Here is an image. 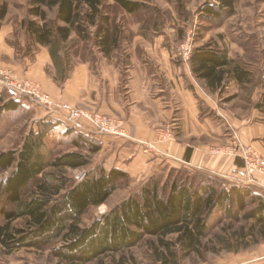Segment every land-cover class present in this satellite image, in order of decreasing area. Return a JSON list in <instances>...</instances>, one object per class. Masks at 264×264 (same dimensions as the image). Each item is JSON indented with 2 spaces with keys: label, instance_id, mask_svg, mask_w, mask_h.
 <instances>
[{
  "label": "rangeland",
  "instance_id": "1",
  "mask_svg": "<svg viewBox=\"0 0 264 264\" xmlns=\"http://www.w3.org/2000/svg\"><path fill=\"white\" fill-rule=\"evenodd\" d=\"M138 1L144 6L143 9L130 15L112 0H102V16H98L95 26H88L90 37L84 40L73 32L71 39L64 44L62 59L56 64L49 49L35 44L27 32L26 23L33 19L28 12L31 0H6L8 13L5 19H0V76L34 85L41 93L50 97V107L36 104L28 98V101L24 100L23 110L4 115L0 121V153L21 148L30 131L46 130L49 135L45 141L54 155L79 151L71 147L69 138L63 135L71 126L66 121L45 117V110L41 108L46 107L63 114L64 106L69 105L93 116H106L118 123L122 122L127 139H131L138 147L139 155L167 159L171 147H184L187 153L188 149L191 152L200 150L203 162H213L214 167L209 166L213 173L189 166L186 168L212 176L222 184H236L222 176L226 168L221 167L231 159L243 162L237 155L240 147L236 146H251L264 159V0H237L233 12L226 9L218 18L209 16L205 7L218 6L219 0ZM1 5L2 2L0 11ZM87 9L84 7V11ZM56 13V10L48 11L50 21H56ZM105 17L108 18L107 26L112 34L119 38L118 47L109 57H105L95 46L96 34L104 25ZM207 45L225 51L230 59L249 72V81L240 84L231 79L226 80L224 87L211 91L192 71V77H188L186 74L191 69L193 51ZM42 50L46 55L38 61L37 55ZM165 66H169L173 73L176 69L186 88L192 87L190 89L194 93L197 90L208 97L210 105L200 102L199 108L200 119H210L211 134L200 132V128L190 120L191 115L184 109L178 88L165 77ZM141 69L145 72L140 73ZM137 74L143 80L146 77L153 78L152 97L161 98V101L167 103L166 111L161 116L156 117L138 101L132 86ZM96 88H101L106 94L113 90L111 93L115 94V111L104 113L99 110L101 105L97 108L92 99ZM8 90L3 86L0 93L4 92L8 96L11 94ZM106 105L111 104L105 103V108ZM133 120L148 122L152 126L154 133L149 141L131 136L127 126L138 123ZM82 123L91 126L88 118L82 120ZM248 128H252L256 135L251 139L249 137L250 143H245L240 137V131H249ZM253 139H259L261 147L254 145ZM81 152L89 154L87 151ZM103 157L101 150L92 156L88 168L68 169L64 172L74 181L81 182L89 170L103 165ZM182 168L184 166L166 163L160 174L167 176L171 170ZM243 171L245 175L244 162ZM7 176L8 174L0 175V179ZM145 176L149 175H129V179L120 181L118 189L106 204L88 210L83 225L92 224L136 194L151 178L146 179ZM83 177L85 178L82 180ZM255 187L264 192V188ZM4 208L12 209L0 193V224L3 222L1 210ZM15 225L26 226L23 220L16 221ZM209 225L210 232L203 243L211 251L180 259L179 264H263L264 242L247 249L242 246L238 253L228 252L217 244L216 237L226 234L232 225L231 221L215 212L210 215ZM156 241V238L147 237L126 255L134 258L135 264H156L151 256V244ZM109 261L108 259L107 262ZM0 264L66 263L52 256L50 249L41 251L23 248L11 251L0 245Z\"/></svg>",
  "mask_w": 264,
  "mask_h": 264
},
{
  "label": "trees",
  "instance_id": "2",
  "mask_svg": "<svg viewBox=\"0 0 264 264\" xmlns=\"http://www.w3.org/2000/svg\"><path fill=\"white\" fill-rule=\"evenodd\" d=\"M112 1L130 15L144 7L138 0ZM236 1L219 0L218 6L208 5L205 11L218 18L226 9L233 12ZM0 2L3 20L8 6L6 0ZM84 7L88 9L84 11ZM101 7L102 0H31L28 12L33 19L26 23V29L35 44L49 49L57 64L73 32L84 40L90 37L88 26L96 25L103 14ZM49 10H56L55 22L49 20ZM104 21L95 46L109 57L118 47L119 38L107 26V17ZM190 65L196 78L211 91L224 87L226 80L240 84L249 81V72L217 47L195 49ZM10 93H0V121L6 114L23 110L24 100L28 101ZM48 135V130L30 131L21 148L0 153V175L8 174L0 179V193L12 207L1 210L0 245L8 250L50 249L52 256L66 264H135L136 260L126 253L149 237L157 240L151 244L156 264H179L180 259L211 251L203 241L210 232V215L215 212L232 223L226 234L216 237L224 250L238 253L242 246L247 249L264 242L261 189L222 184L186 167L173 169L167 176L153 175L136 194L92 224L83 225L88 210L106 204L129 174L97 165L83 181L76 182L64 170L88 168L92 156L102 150L101 140L71 126L63 135L79 151L54 155L45 141ZM190 154L188 149V158ZM20 220L25 227L15 225Z\"/></svg>",
  "mask_w": 264,
  "mask_h": 264
},
{
  "label": "crops",
  "instance_id": "3",
  "mask_svg": "<svg viewBox=\"0 0 264 264\" xmlns=\"http://www.w3.org/2000/svg\"><path fill=\"white\" fill-rule=\"evenodd\" d=\"M41 54V55H40ZM46 55L44 50H42L37 55V60L39 61L42 56ZM167 63V62H165ZM162 65V64H161ZM170 65H172L170 60ZM166 68V75L165 77H168L169 82H174L176 87L178 88V91L180 93V96L183 101V106L186 112H189L191 115V121L196 124L198 129L200 128V132H203L204 134H211L212 132V124H210V119L206 118L205 120H201L200 118V108L199 104L200 102L206 103L208 105V97L202 94V92H196L194 93L193 89H190L192 87L184 86L183 78L180 77V75L177 74L176 69H174L175 73L170 70L169 66H165ZM191 69H189L188 74H186L188 77L189 75L192 77V73H190ZM145 71L143 69L140 70V73H144ZM170 75V76H169ZM135 80L132 82L133 89L136 91V95L138 98V101L140 103L149 108L152 113L155 114L156 117H159L166 111V104L165 102L161 101V98H153L152 97V77H146L144 80L141 78V75L137 74V76L134 78ZM3 87L0 85V88ZM210 90V89H209ZM113 91V90H111ZM111 91H108V94L104 93L101 88H96L95 93L93 94V102L97 104V108H100L101 112L104 113H111V111H115V94L114 92L111 93ZM135 97V96H132ZM105 103L111 104L106 105ZM94 104V105H95ZM101 105V106H100ZM100 106V107H99ZM113 107V108H112ZM45 110V117H54L58 120L65 121L64 115L61 112L54 111L51 109H47L46 107H42ZM96 108V109H97ZM118 112V111H117ZM153 114V116H154ZM133 122H138V120H133ZM210 124L209 126H207ZM127 129H129L130 134L132 137L144 139L145 141H149L151 137L153 136V128L151 125L148 124V122H138L135 124H130L127 126ZM78 131L84 132L87 135L95 136L97 139L101 140L103 149L102 152L104 153V157L101 160V163L104 165L106 169H112V168H118L121 170L126 171L129 175L134 176H141L142 175H149L145 176L148 179L149 177H152L153 175L160 173V171L165 167L166 163H172L177 164L181 166H189L198 170L206 171L208 173H213V171L209 168V166L214 167L213 162L207 163L206 161H202L201 159V151L195 150L191 152L189 158L186 157L187 155V149L178 148V147H171L170 149V156L169 158H151L150 156L145 155H139L138 153V147L135 146L134 142L131 139H121V138H115L112 136H101L97 135L92 131L91 126L87 123L84 124V128L77 129ZM245 131H240V137L243 142H251L249 140V137H253L254 130L252 128H248ZM245 131V132H244ZM200 132H197L199 134ZM243 132V135H242ZM254 140V141H253ZM252 143L258 147H261V141L259 139H253ZM245 142V143H246ZM185 144V143H184ZM176 151V152H174ZM187 158V159H186ZM226 163V164H225ZM224 164H219L223 169L226 168L225 174L222 176H225L228 180H230L232 183L240 184L239 182L242 180V178H245L244 171H243V162L239 159H231L228 160V162H225ZM204 164V165H203ZM142 172V173H140Z\"/></svg>",
  "mask_w": 264,
  "mask_h": 264
},
{
  "label": "built area",
  "instance_id": "4",
  "mask_svg": "<svg viewBox=\"0 0 264 264\" xmlns=\"http://www.w3.org/2000/svg\"><path fill=\"white\" fill-rule=\"evenodd\" d=\"M0 85L10 89L16 98H29L36 104L50 107V97L45 93H41V91L32 84H23L9 77L0 76ZM64 109L63 114L65 121L76 129L84 128L82 120L88 118L91 122V129L95 134L101 136H115L116 138L119 137L123 139L128 138L123 129L122 122L118 123L106 116H93L79 108L69 105L64 106ZM236 147H240L237 151V155L243 159L245 175L247 176V178L243 179L240 183L245 186H259L264 188V159L261 158V155L251 146L244 147L240 145ZM84 178L85 177H83L82 180Z\"/></svg>",
  "mask_w": 264,
  "mask_h": 264
}]
</instances>
